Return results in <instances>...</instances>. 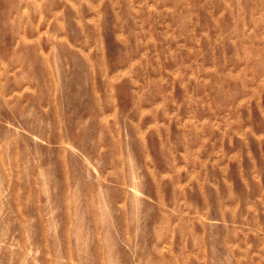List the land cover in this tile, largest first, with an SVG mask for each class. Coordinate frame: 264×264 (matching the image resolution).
<instances>
[{
  "label": "rangeland",
  "instance_id": "1",
  "mask_svg": "<svg viewBox=\"0 0 264 264\" xmlns=\"http://www.w3.org/2000/svg\"><path fill=\"white\" fill-rule=\"evenodd\" d=\"M0 264H264V0H0Z\"/></svg>",
  "mask_w": 264,
  "mask_h": 264
}]
</instances>
